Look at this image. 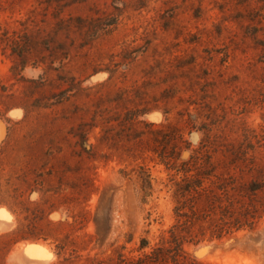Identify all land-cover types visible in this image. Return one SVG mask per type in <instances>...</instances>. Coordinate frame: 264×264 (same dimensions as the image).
<instances>
[{
	"label": "rangeland",
	"instance_id": "obj_1",
	"mask_svg": "<svg viewBox=\"0 0 264 264\" xmlns=\"http://www.w3.org/2000/svg\"><path fill=\"white\" fill-rule=\"evenodd\" d=\"M263 210L264 0H0V264H264Z\"/></svg>",
	"mask_w": 264,
	"mask_h": 264
},
{
	"label": "trees",
	"instance_id": "obj_2",
	"mask_svg": "<svg viewBox=\"0 0 264 264\" xmlns=\"http://www.w3.org/2000/svg\"><path fill=\"white\" fill-rule=\"evenodd\" d=\"M146 181V178H142ZM250 192L254 193L257 191V188L249 189ZM254 208V206H250ZM263 207V206H262ZM247 210V209H245ZM264 211V210H263ZM252 218V217H251ZM240 218H235L234 224L237 226L242 225ZM247 227L251 228L253 226V222H244ZM173 246L170 249L163 250L162 248H157L154 250V263H165L167 259H170L172 264H178V257L181 255L182 248H181V240L177 238L174 234L171 235Z\"/></svg>",
	"mask_w": 264,
	"mask_h": 264
}]
</instances>
